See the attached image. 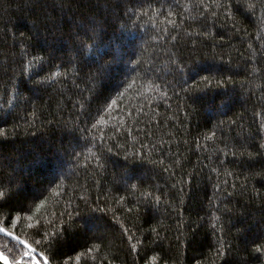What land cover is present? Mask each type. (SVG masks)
Masks as SVG:
<instances>
[{
  "label": "trees",
  "instance_id": "obj_1",
  "mask_svg": "<svg viewBox=\"0 0 264 264\" xmlns=\"http://www.w3.org/2000/svg\"><path fill=\"white\" fill-rule=\"evenodd\" d=\"M0 130L48 264H264V0H0Z\"/></svg>",
  "mask_w": 264,
  "mask_h": 264
},
{
  "label": "water",
  "instance_id": "obj_2",
  "mask_svg": "<svg viewBox=\"0 0 264 264\" xmlns=\"http://www.w3.org/2000/svg\"><path fill=\"white\" fill-rule=\"evenodd\" d=\"M0 228L4 229L3 232H0L1 235H4L12 240H15L16 242L20 243L24 248H25V252H27L29 249H28V246L30 245L28 242H26L25 240H23L22 238H20L19 236L15 235L13 232L7 230L6 228H4L3 226L0 225ZM7 233H12L11 236L7 235ZM31 248L34 250L31 252L30 255L28 256H25L23 254L24 257L26 258H29V262L27 263H23L21 262V257H19L17 260H15L14 262H11L8 258V256L3 253L1 250H0V255L6 257V259H0V264H33V257H35V261H36V264H45V257L39 252L37 251L34 247L31 246ZM24 252V253H25ZM38 257L41 258V260L38 259Z\"/></svg>",
  "mask_w": 264,
  "mask_h": 264
},
{
  "label": "snow or ice",
  "instance_id": "obj_3",
  "mask_svg": "<svg viewBox=\"0 0 264 264\" xmlns=\"http://www.w3.org/2000/svg\"><path fill=\"white\" fill-rule=\"evenodd\" d=\"M175 63V61H173ZM105 63H107L105 61ZM104 70V65H99L98 68H97V72H102ZM25 71H27V69H25ZM53 75H55V73H53ZM42 79H45V78H42ZM92 79L94 80L95 79V76L93 75ZM205 78L203 76L200 77V80L203 81ZM217 83H219V81H217ZM193 85L194 86H198V82L197 81H193ZM109 107H111V102L109 103ZM85 118L87 119V115L85 114ZM2 131V130H0ZM259 175V173L257 174ZM0 195H2V193H0ZM38 206V205H37ZM4 229L0 228V232H3ZM7 235L11 236L12 233H7ZM44 239H48V237H45ZM28 251L24 253L25 256H28L31 254L32 251H34L32 248H31V245L28 246ZM257 250H262L264 251V248H260L259 246H257ZM0 259H6V257L0 255ZM33 264H36V261H35V257H33ZM45 264H48V259L46 258L45 259Z\"/></svg>",
  "mask_w": 264,
  "mask_h": 264
}]
</instances>
